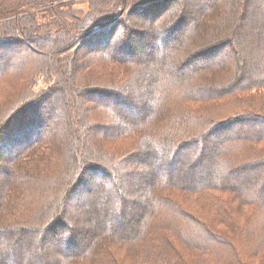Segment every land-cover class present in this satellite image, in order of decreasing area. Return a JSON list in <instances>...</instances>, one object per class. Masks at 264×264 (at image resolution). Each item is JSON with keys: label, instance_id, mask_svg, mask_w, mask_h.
Returning <instances> with one entry per match:
<instances>
[{"label": "trees", "instance_id": "trees-1", "mask_svg": "<svg viewBox=\"0 0 264 264\" xmlns=\"http://www.w3.org/2000/svg\"><path fill=\"white\" fill-rule=\"evenodd\" d=\"M108 1L75 7L71 0H0V87L12 89L9 98L0 102V176L5 179L0 183V264H185L181 252L196 253L190 256L195 264H239L233 258L241 257L234 241L237 244L248 235L246 221H238L248 220V212L264 209V184L235 182L250 173H262L264 181V66L261 74L247 79L242 68L229 61L217 65V76L210 74V65L175 74L214 56L211 48L191 50L192 44L199 21L218 4H227V11L230 0L217 4L192 0L195 11L179 3L174 11L169 8L171 0H129L124 9ZM255 2L264 4V0ZM152 3L148 9L156 12L147 26L153 28L137 35L135 46L130 26L136 20L128 19L147 11ZM242 3L234 4L232 14ZM19 14L25 15L10 18ZM189 21L193 32L187 38L182 30ZM228 41L223 44L234 43ZM160 46L166 55L158 60ZM144 56L149 58L142 60ZM171 64L172 72L166 69ZM92 66L105 70L102 79L87 74ZM202 74L208 75L202 82L207 86L194 85L196 78H204ZM138 78L147 85L143 101L133 89ZM38 83L43 86L35 91ZM67 83L68 89L63 85ZM185 83L190 92L185 91ZM224 96H231L232 103L226 119L211 118L215 107H224L205 102ZM49 99L76 101L75 106H64L60 127L51 123V114L36 111L24 116V110ZM178 103L186 106L179 113ZM194 103H201V108ZM166 110L174 111L171 130L163 137L157 132ZM236 125L240 128L235 130ZM75 130L82 138L73 135ZM217 137V145L208 144ZM87 138H93L98 148L92 149L93 157L83 154L90 146ZM128 142L132 152L117 155L116 144ZM111 143L115 146L107 147ZM141 161L146 162L139 168L142 173L132 171L131 165ZM180 162L192 173H176ZM198 167L203 177L193 173ZM51 168L59 171L53 182L47 174ZM91 171L102 178L103 188L95 189L94 176H88ZM131 177L140 180L143 199L148 195L142 204L124 194ZM110 178L108 184L117 188L114 195L107 185ZM174 191L209 194L215 204L223 205L224 213L233 211L237 220H220L219 225L225 226L213 228L211 221L195 218L168 196ZM99 198L106 200L100 206L105 217L101 211L87 210L98 207ZM72 205L79 209V218L92 222L88 231L80 230L79 219H68ZM162 218L172 227L158 225ZM247 230L252 236L264 231L258 220ZM112 247L119 252H111Z\"/></svg>", "mask_w": 264, "mask_h": 264}, {"label": "rangeland", "instance_id": "rangeland-1", "mask_svg": "<svg viewBox=\"0 0 264 264\" xmlns=\"http://www.w3.org/2000/svg\"><path fill=\"white\" fill-rule=\"evenodd\" d=\"M62 1V0H61ZM108 1V0H107ZM110 4L111 2L116 3L117 5H120L122 7V9L126 8V4L129 3V0H109ZM108 1V2H109ZM204 1V0H202ZM208 3H210L211 1L213 3H222L225 1V3L227 2L226 0H206ZM256 0H230V4L227 11L225 9V5L227 6V4H218L217 7L215 9H213V11H211V13L207 14V16L205 17V19H202V21H199V27L197 29V37L194 38V43L192 44L191 50L193 51H200L203 52L206 48L212 50V52L209 53H214V56L211 58V60H197L195 61L193 64H190V66H188L187 68H182L181 70H178L177 72H175V74H181V73H185L187 71H193L194 69H196L197 67H203L206 65H210L213 67V71L210 72V74L213 75H218L219 70H217V65H223L225 64L226 61L230 62H234L236 64V66H240L242 68V76L246 79L250 76H256L257 73L258 75L261 74L263 72L262 68L264 66V63L262 61L263 56H264V4L261 5L258 2H255ZM71 2H74V6L75 7H85L86 4H90L93 2H101V0H71ZM174 2V3H173ZM171 0L170 2V9L173 8L174 11H176L175 7L177 6V4H181V5H186L188 8L193 9L192 11H195L196 8H193V4H192V0ZM243 2V3H242ZM63 3V2H62ZM235 3H242V8L235 10V13L232 14L233 12V6ZM157 10V9H156ZM179 11V16L181 17L180 20H182V14L181 13V9L178 10ZM177 11V12H178ZM156 11H150V9L146 10H140L139 12H135V14L133 15L132 19H128L129 21L131 20H136V22H134V24H131L130 28L131 31H134V35L130 38V41L134 42V45L136 46L137 44H139V42L137 43V35H143V33L146 31H148L149 29H152L153 25L147 26L148 23V18L151 17V15H153ZM176 12V13H177ZM225 12L223 15L222 13ZM25 14H19L16 15L14 17H10V18H17L20 19L22 16H24ZM221 16V20H217L216 17ZM143 19H141V18ZM171 17V16H170ZM7 18L6 20L10 19ZM187 18V17H186ZM126 19V18H124ZM141 19V20H140ZM179 19V17H176V20ZM138 20V22H137ZM193 20V19H192ZM219 21V22H218ZM226 22H228V28H231V32L227 33V24H225ZM231 22V23H230ZM138 24V25H137ZM144 24V28L142 29L141 26ZM181 24V23H180ZM222 24H224L223 26H225L223 28ZM140 25V26H139ZM192 22H188L186 23V25L184 26V29L182 30V33L184 35H186L187 38H189V33L192 31ZM217 26V27H216ZM143 27V26H142ZM147 27V28H146ZM221 31V32H220ZM193 32V31H192ZM217 32H220L219 36H216L214 39H212V36L214 34H216ZM104 34V33H103ZM228 42L233 41L234 43H231L230 45L227 44H223L226 42V40H228ZM136 41V42H135ZM99 45L101 43H98ZM98 45V46H99ZM135 46H133V48H135ZM186 47H190V46H186ZM79 48V47H78ZM77 48V49H78ZM142 48V46H141ZM124 53V52H122ZM5 54V52L2 53V56ZM157 59L161 60L162 57H164V55H166V52L164 51V47L160 46L157 49ZM5 56V55H4ZM212 56V55H211ZM149 57L148 56H144V58H142V60H147ZM208 61L210 63H208ZM177 63V61H176ZM175 64V62L173 63ZM172 64L168 65L166 67V69L168 71L172 72ZM219 67V66H218ZM106 69V68H105ZM264 69V68H263ZM102 69L101 67H95L92 66L91 69L87 70V74L91 73L92 76L96 77L98 75L99 78L102 79L103 77V72H100ZM151 72V68L149 70H146L145 76L146 74H149ZM221 72V71H220ZM204 77L203 79H197L193 82L194 85H200L202 86L205 83H202L205 81V76L208 75H199ZM147 78V77H145ZM125 78H123L122 80H124ZM215 79V78H214ZM219 80V79H218ZM218 80L216 79V85H220L218 84ZM100 81V80H98ZM220 83H224V80H222ZM64 87L66 89L69 88L70 84H63ZM43 85L41 83H38L37 87L35 86L33 89L35 91L39 90V87H42ZM185 86V91L190 92L191 90L188 89L190 87H188V83L184 84ZM205 86H207L205 84ZM188 87V88H187ZM184 88V87H183ZM264 88V87H263ZM134 92H136L135 94L138 95L137 98H139V101H143L144 97H145V90L147 89V85L142 83L141 80L138 78L137 82L135 83L134 87ZM254 92V91H253ZM252 92V93H253ZM12 93V89L8 86H2L0 87V102L5 101L7 98H9V96ZM52 95L55 97L57 94L56 92L52 93ZM50 97V95H49ZM223 99V100H222ZM222 99L220 100H215V101H208L205 103L210 104L209 102H211L212 104H210V106H216V105H223V109L220 108V110L215 107V109L213 110L214 115H212L211 118H219V121H224L226 118L225 116L228 114L229 112V107L232 106V103H230L231 101V96H224ZM222 100V101H221ZM183 102H186L187 105L188 103L191 102H187L182 100ZM222 102V104H221ZM182 103V102H181ZM178 103V113L181 112L182 110L185 109V105ZM204 103V104H205ZM67 104V105H66ZM201 103H194L193 106H196L198 108H201L200 106ZM207 104V106H208ZM67 106L69 108V106H75L76 105V101L75 99L73 101H67L66 103L64 101H60V102H53L52 100H45L42 101L38 106H34V109H32L31 111L29 109L24 110L23 114L24 116H28L30 117L31 114H34V112L38 111L43 114L45 113L46 116H48L49 114H51L52 116V120L51 123H53L55 126L57 125L58 127L59 124H61L63 122V118H64V106ZM192 106V107H193ZM184 107V108H182ZM123 112V114L126 115L124 110H120ZM172 111L174 110H166L167 113L164 114V116H161L160 120L163 121L162 125H159L158 128V134L166 137L164 135H166V131L168 129H170L172 127V123H169L170 116L172 115ZM193 112V111H192ZM194 115V113H192ZM198 113H196L197 115ZM184 116L181 118H185V119H190L192 120V116ZM181 116V115H179ZM197 116H201V113H199ZM225 118V119H224ZM160 120H156V124H159ZM72 122H70V125L72 127ZM80 125H82L80 123ZM165 128H164V127ZM251 127L256 125H251ZM249 126V127H250ZM240 128L239 125L234 126L233 128L236 130L237 128ZM154 129L156 128L153 127ZM260 128V126H259ZM233 129V130H234ZM171 130V129H170ZM221 132V131H220ZM229 132V130H228ZM223 133V131H222ZM221 134V133H220ZM73 135L75 137H77L78 139L82 138V134L78 133L77 130H75L73 132ZM84 136V135H83ZM133 143V140L130 139ZM220 138H215L213 140H210L208 142V144L210 145H217L219 142ZM88 145V150L84 149L83 150V154L86 155L87 157H93L94 155V151L92 150L95 145V143L93 142L94 139L92 138L91 141L87 138L86 139ZM90 143V144H89ZM115 143H111L109 144L107 147L109 146H115ZM7 144L3 145V148L6 149ZM132 146L130 145V143H124V144H120L117 143L116 144V152L117 155L121 156V155H125L128 154L130 152H132ZM75 149H77L78 151V146H75ZM95 149H98L97 147ZM263 151V150H262ZM261 154V153H260ZM263 155V154H262ZM185 156V154L183 153L181 155ZM207 160L205 161V164L208 165L210 164V155L206 156ZM263 157V156H262ZM182 162V159H181ZM178 163L176 164V167H178L175 172L180 174L182 173H186V174H190L192 173L191 168L189 167H185L182 166V163ZM51 163V161L49 160L48 162H46V164ZM157 163H161L159 160L157 161ZM181 165V166H180ZM143 166L146 167V162L145 161H141L139 163H137L135 166L131 165L132 167V171L134 172H139V168L143 169ZM131 167H128L127 169H130ZM144 167V168H145ZM202 167H198L196 168L195 171H193V173L197 176H201L203 177L204 174L200 171ZM122 169V168H121ZM120 169V171H121ZM48 170V176L50 175L51 181L53 182L54 180L58 179V175L59 171L56 172V169L51 168V169H47ZM55 172V173H54ZM140 172L142 173V170H140ZM262 174V173H261ZM261 174L259 175V173H250L245 175L244 177H242V179H238L235 178V182L236 183H240V186L243 185H247L248 182L251 180L252 182H256L258 184H264L263 179L261 178ZM263 175V174H262ZM89 177L94 176V172H89ZM94 182H95V189L97 188V190H99L100 188H103L102 184V178L96 174V178L94 176ZM112 178H110L109 181H107V186L108 188H110L111 193H116L117 192V188L116 187H111L110 184L111 183ZM5 181L4 177L0 176V183H3ZM250 183V182H249ZM234 184V183H233ZM124 188V194L126 195V197L131 198L132 200H134L135 202L138 203H144V200H147V197H144L140 194V190H141V182L139 179H136V177H131L130 179H128L125 182V186ZM264 197V190L262 191V194ZM168 196H170L171 198H174L178 203H180L182 205V207L189 213H191L193 216L198 217L200 219H204V220H208L209 222L211 221L212 223V227L213 228H217L219 227L220 229L222 227H224L225 225H219V223L217 221H228L232 222L234 219L237 220V218L234 217V215H236L235 213H233V211H230V214H227L228 212L224 213V209H223V205L221 204H215V202H213L214 199H212L210 197L209 194L206 193H199V194H188V193H179V192H170L168 194ZM110 201L113 202L114 198L112 196V198H110ZM104 202H106V200L104 198H99L98 199V207L95 206H89L87 207V210L89 212H91L92 210L98 211L100 213L101 208L100 206H102L104 204ZM80 204H78V208H80L79 206ZM76 209V207L74 205H72L69 209L70 213L67 212L66 214L69 216V220H73L76 221L79 219V223H80V230L85 231L87 230L91 225L92 222L88 221L85 218H79L76 214L78 213L77 211H79V209ZM221 209V210H219ZM68 210V209H67ZM252 211V210H251ZM102 213L100 214L102 217H105L107 214L106 212L101 211ZM254 214V215H253ZM258 214V215H257ZM247 215L249 216V219L246 220H240L238 221L240 224L244 223L243 221H246V225H251V227L256 224L257 225V220L259 221L260 224H262V229H264V209L261 210L259 213H256L254 211H252L251 213H247ZM163 220H157L158 225H164L165 227H172V225L170 226V223L168 225L166 224L167 219L166 218H162ZM247 226H244L245 230H246V234L248 235V238L246 237V239L242 238L243 240H241L239 243L236 244V240L234 241V245L235 247L238 249V255L241 256L239 258H236L237 262L239 264H264V231L262 230H258L257 233H254V235L252 236V230L249 232L247 230ZM88 231V230H87ZM226 231V230H225ZM244 236V234H243ZM240 237V235L238 236ZM233 240V239H232ZM238 240V238H237ZM112 251L113 253H117L119 252L120 248H115L112 247ZM132 250H129L128 253L130 254ZM44 252H47L46 250ZM196 253H191V252H185L182 253V260L185 264H195L197 263L196 259L193 260L190 256H194ZM247 255L248 257H243V255ZM229 255V254H228ZM198 256V255H197ZM204 259L206 260L207 258L205 256H203ZM191 258V260H190ZM125 261V259H123Z\"/></svg>", "mask_w": 264, "mask_h": 264}, {"label": "bare ground", "instance_id": "bare-ground-1", "mask_svg": "<svg viewBox=\"0 0 264 264\" xmlns=\"http://www.w3.org/2000/svg\"><path fill=\"white\" fill-rule=\"evenodd\" d=\"M152 5H155V3H152L149 6H147L146 9L151 8L150 6H152ZM158 6H160V5H158Z\"/></svg>", "mask_w": 264, "mask_h": 264}]
</instances>
